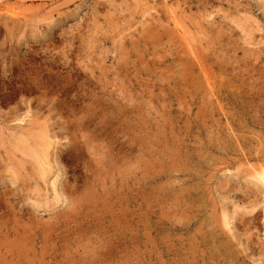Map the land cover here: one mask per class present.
I'll return each instance as SVG.
<instances>
[{
  "label": "rangeland",
  "instance_id": "374dc122",
  "mask_svg": "<svg viewBox=\"0 0 264 264\" xmlns=\"http://www.w3.org/2000/svg\"><path fill=\"white\" fill-rule=\"evenodd\" d=\"M150 1L0 0V264H264V0Z\"/></svg>",
  "mask_w": 264,
  "mask_h": 264
},
{
  "label": "bare ground",
  "instance_id": "6f19581e",
  "mask_svg": "<svg viewBox=\"0 0 264 264\" xmlns=\"http://www.w3.org/2000/svg\"><path fill=\"white\" fill-rule=\"evenodd\" d=\"M151 1H152V0H151ZM151 1H150V3L152 4ZM153 1H154V0H153ZM185 1H186V0H185ZM141 2H142V1H141ZM163 2H164V0H163ZM165 2H166V1H165ZM187 3H188V2H187ZM98 4H99V3H98ZM142 4H143V3H142ZM155 4H156V3H155ZM158 4H159V3H158ZM178 4H179V2H178ZM127 5H128V4H127ZM160 5H161V4H160ZM171 5H172V4H171ZM173 5H174V4H173ZM179 5H180V4H179ZM179 5H178V6H179ZM184 5H185V4H184ZM186 5H187V4H186ZM189 5H191V3H190ZM162 6H163V4H162ZM184 7H185V6H184ZM187 7H188V6H187ZM189 7H190V6H189ZM143 8H144V7H143ZM155 8H156V7H155ZM155 8H154V9H155ZM161 8H162V7H161ZM173 9H174V8H173ZM176 9H177V7H176ZM183 9H184V8H183ZM155 10H156V9H155ZM165 10H166V13H167V12H168L167 9H165ZM181 10H182V9H181ZM6 11H7V10H6ZM150 11H151V10H150ZM150 11H149V12H150ZM175 11H176V10H175ZM151 12H152V11H151ZM180 12H181V11H180ZM191 12H192V11H191ZM156 13H157V12H156ZM172 13H173V12H172ZM161 14H162V13H161ZM182 14H183V13H182ZM184 14H185V13H184ZM191 14H192V13H191ZM149 15H150V14H149ZM163 15H164V14H163ZM163 15H162V16H163ZM145 16H146V15H145ZM151 16H152V14H151ZM164 16H165V15H164ZM167 17H169V14H168ZM182 17H183V16H182ZM187 17H188V16H187ZM150 18H151V17H150ZM183 18H184V17H183ZM137 19H140V18H137ZM161 19H162V18H161ZM164 19H165V18H164ZM184 19H185V18H184ZM198 19H199V18H198ZM142 20H143V19H142ZM166 20H167V19H166ZM170 20H171V18H170ZM174 20L177 21L176 19H174ZM188 20H189V19H188ZM190 20H191V19H190ZM138 21H139V20H138ZM151 21H152V20H151ZM151 21H150V22H151ZM148 22H149V21H148ZM155 22H156V21H155ZM177 22H178V21H177ZM177 22H176V23H177ZM188 22H189V21H188ZM157 23H158V20H157ZM167 23H168V22H167ZM171 23H172V22H171ZM154 24H155V23H154ZM161 24H162V23H161ZM163 24H164V23H163ZM163 24H162V25H163ZM165 24H166V23H165ZM172 24H173V23H172ZM193 24H194V23H193ZM199 24H200V23H199ZM167 25H169V24H167ZM176 25H177V24H176ZM178 25H180V24L178 23ZM188 25H189V24H188ZM138 26H139V25H138ZM151 26H153V23H152ZM158 26H159V25H158ZM186 26H187V25H186ZM194 26H195V25H194ZM238 26H239V25H238ZM169 27H170V26H169ZM169 27H168V28H169ZM173 27H174V26H173ZM221 27H222V26H221ZM153 28H154V27H153ZM159 28H160V30H161V27H160V26H159ZM163 28H164V26H163ZM168 28H167V30H168ZM176 28H177V27H176ZM195 28H196V27H195ZM195 28H194V29H195ZM204 28H205V27H204ZM219 28H220V27H219ZM156 29H157V28H156ZM169 29H170V28H169ZM181 29H183V28H181ZM202 29H203V28H202ZM162 30H163V29H162ZM171 30H172V29H171ZM196 30H197V29H196ZM221 30H222V29H221ZM221 30H220V31H221ZM137 31H138V30H137ZM152 31H154V30L152 29ZM157 31H158V30H157ZM202 31H203V30H202ZM197 32H198V31H197ZM203 32H204V31H203ZM203 32H202V33H203ZM248 32H249V31H248ZM134 33H135V32H134ZM138 33H139V32H138ZM147 33H148V31H147L145 34H147ZM153 33H154V32H153ZM153 33H151V36H153ZM178 33H179L180 35H184L186 32H185V31H184V32L182 31L181 33H180V32H178ZM118 34H119V33H118ZM203 34H204V33H203ZM140 35H141V34H140ZM140 35L138 36V34H137L138 38L140 37ZM170 35H172V34L170 33ZM176 35H177V34H176ZM204 35H205V34H204ZM121 36H122V35H121ZM123 36H124V34H123ZM130 36H131V35H130ZM142 36H143V34H142ZM146 36H148V35H146ZM149 36H150V34H149ZM184 36H185V35H184ZM188 36H189V35H188ZM199 36H200V35H199ZM206 36H208V35H206ZM143 37H144V36H143ZM175 37L177 38V36H175ZM122 38H123V37H122ZM153 38H154V36H153ZM153 38H152V39H153ZM169 38H170V37H169ZM173 38H174V37H173ZM182 38H183V37H182ZM206 38H208V37H206ZM163 39H164V38H163ZM185 39H187V38H185ZM209 39H210V38H209ZM123 40H124V39H123ZM131 40H132V39H131ZM137 40H138V39H137ZM142 40H143V39H142ZM169 40H171V39H169ZM169 40H168V41H169ZM212 40H213V39H212ZM149 41H150V40H149ZM161 41H162V40H161ZM168 41H167L166 44H168ZM172 41H173V39H172ZM194 41H195V40H194ZM123 42H124V41H123ZM125 42H126V41H125ZM125 42H124V43H125ZM165 42H166V41H165ZM165 42H164V43H165ZM183 42H184V41H183ZM190 42H191V41H190ZM198 42H199V41H198ZM124 43H122V44H124ZM158 43H160V42H158ZM164 43H163V44H164ZM191 43H192V42H191ZM140 44H141V43H140ZM163 44H162V45H163ZM174 44H175V43H174ZM178 44H179V43H178ZM186 44H187V43H186ZM125 45H126V44H125ZM169 45H171V44L169 43ZM169 45H168V46H169ZM192 45H193V44H191V46H192ZM139 46H140V45H139ZM187 46H188V45H187ZM149 47H150V46H149ZM149 47H148V48H149ZM166 47H167V46H166ZM172 47H173V45H172ZM176 47H177V45H176ZM180 47H181V46H180ZM194 47H195V46H194ZM124 48H125V46H124ZM124 48H123V51H124ZM142 48H143V47H142ZM158 48H159V46H158ZM167 48H168V47H167ZM177 48H178V47H177ZM144 49H145V48H144ZM170 49H171V48H170ZM173 49H174V48H173ZM179 49H180V48H179ZM183 49H184V48H183ZM120 50H121V49H120ZM130 50H131V49H130ZM133 50H134V49H133ZM141 50H142V49H141ZM141 50H140V51H141ZM147 50H148V49H146V51H147ZM177 50H178V49H177ZM192 50H193V49H192ZM255 50H256V49H255ZM134 51H136V50H134ZM134 51H133V54L135 53ZM174 51H175V50H174ZM185 51H186V50H185ZM130 52H131V51H130ZM130 52H129V53H130ZM142 52H143V51H142ZM170 52H171V51H170ZM172 52H173V50H172ZM175 52H176V51H175ZM179 52H180V51H179ZM191 52H192V51H191ZM257 52H258V51H257ZM189 53H190V51H189ZM202 53H203V52H202ZM206 53H207V52H206ZM259 53H260V52H259ZM261 53H262V52H261ZM263 53H264V52H263ZM263 53H262V54H263ZM131 54H132V53H131ZM135 54H136V53H135ZM129 55H130V54H129ZM185 55H186V57H188V56H187L188 54H185ZM189 55H190V54H189ZM192 55L195 56L196 58H199V57H200V56L198 55V53H196L195 51L192 52ZM207 55H208V54H207ZM258 55H260V54H258ZM258 55H257V56H258ZM127 56H128V55H127ZM169 56H170V55H169ZM208 56H209V55H208ZM260 56H261V55H260ZM128 57H129V56H128ZM130 57H133V56H130ZM143 57H144V56H143ZM175 57H176V56H175ZM190 57H191V56H190ZM158 58H160V57H158ZM170 58H171V56H170ZM223 58H224V57H223ZM127 59H128V58H127ZM129 59H130V58H129ZM147 59H148V58H147ZM183 59H184V58H183ZM183 59H182V60H183ZM135 60H136V59H135ZM149 60H150V59H149ZM169 60H170V59H169ZM169 60H168V61H169ZM196 60H197V59H196ZM206 60H207V59H206ZM157 61H158V60H157ZM168 61H167V62H168ZM132 62H134V60H133ZM132 62H131V63H132ZM161 62H162V61H161ZM212 62H213V61H212ZM135 63H136V62H135ZM175 63H176V62H175ZM197 63H198V62H197ZM148 64H149V63H148ZM158 64H159V63H158ZM172 64H173V63H172ZM191 64H192V63H191ZM155 65H156V64H155ZM155 65H154V66H155ZM170 65H171V64H170ZM188 65H189V64H188ZM211 65H212V64H211ZM149 66H150V64H149ZM161 66H162V64H161ZM166 66H167V64H166ZM168 66H169V64H168ZM176 66H179V65H176ZM198 66H200V65H198ZM221 66H222V65H221ZM147 67H148V65H147ZM194 67H195V66H194ZM210 67H211V66H210ZM222 67H223V66H222ZM140 68H141V67H140ZM150 68H151V67H150ZM152 68H153V67H152ZM160 68H161V67H160ZM162 68H163V66H162ZM165 68H166V67H165ZM176 68H177V67H176ZM213 68H214V66H213ZM141 69H142V68H141ZM141 69H140V70H141ZM144 69H145V68H144ZM163 69H164V68H163ZM167 69H168V68H167ZM170 69H172V67H171ZM170 69H169V70H170ZM178 69H180V66L178 67ZM191 69H192V67H191ZM220 69H222V68H220ZM220 69H219V70H220ZM233 69H234V68H233ZM158 70H159V69H158ZM192 70H193V69H192ZM211 70H212V69H211ZM227 70H228V69H227ZM247 70H249V69H247ZM160 71H161V70H160ZM197 71H198V70H197ZM204 71H205V70H204ZM234 71H235V70H233V73H231V72H230V73H231V74H234V73H235ZM242 71H243V70H242ZM193 72H194V70H193ZM225 72H226V71H225ZM151 73H152V72H151ZM159 73H160V72H159ZM168 73H169V71H168ZM173 73H174V72H173ZM175 73H176V72H175ZM197 73H198V72H197ZM199 73H201V72H199ZM145 74H146V73H145ZM161 74H163V73H161ZM170 74H171V73H170ZM176 74H177V73H176ZM220 74H221V73H220ZM261 74H262V73H261ZM148 75H149V74H148ZM173 75H174V74H173ZM178 75H179V74H178ZM203 75H205V74H203ZM206 75H207V73H206ZM215 75H216V74H215ZM227 75H228V71H227ZM150 76H151V75H150ZM150 76H148V77H150ZM152 76H153V75H152ZM159 76H160V75H159ZM161 76H163V75H161ZM171 76H172V75H171ZM171 76H170V77H171ZM222 76H223V75H222ZM224 76H225V75H224ZM236 76H237V75H236ZM238 76H239V75H238ZM164 77H165V76H164ZM174 77H175V76H174ZM178 77H179V76H178ZM195 77L197 78L198 76H195ZM225 77H226V76H225ZM227 77H228V76H227ZM230 77H231V76H230ZM154 78H155V77H154ZM165 78H166V77H165ZM193 78H194V77H193ZM233 78H234V77H233ZM238 78H239V77H238ZM145 79H146V78H145ZM167 79H168V77L166 78V81H167ZM174 79H175V78H174ZM176 79H177V78H176ZM217 79H218V78H217ZM258 79H259V78H258ZM260 79H262V78H260ZM151 80H152V79H151ZM169 80H170V79H169ZM171 80H172V78H171ZM191 80H192V79H191ZM206 80H207V79H206ZM231 80H232V79H231ZM233 80H234V79H233ZM233 80H232V81H233ZM250 80H251V79H250ZM145 81H148V80H145ZM173 81H174V80H173ZM200 81H201V80H200ZM208 81H209V77H208ZM214 81H215V80H214ZM130 82H131V81H130ZM171 82H172V81H171ZM217 82H219V80H218ZM224 82H225V81H224ZM224 82H222V83H224ZM227 82H228V81H227ZM254 82H257V81H254ZM254 82H253V84H254ZM154 83H155V82H154ZM161 83H162V82H161ZM161 83H160V84H161ZM190 83H191V82H190ZM194 83H195V82H194ZM215 83H216V81L214 82V84H215ZM229 83H230V82H228V84H229ZM238 83H239V82H238ZM257 83H258V82H257ZM132 84H133V83H132ZM172 84H173V83H172ZM210 84H211V82H210ZM224 84H225V83H224ZM226 84H227V83H226ZM240 84H241V83H240ZM242 84H244V83L242 82ZM253 84H252V85H253ZM164 85H165V82H164ZM167 85H168V84H167ZM174 85H175V84H174ZM176 85H177V84H176ZM176 85H175V86H176ZM201 85H202V84H201ZM217 85H218V83H217ZM232 85H233V84H232ZM149 86H150V85H149ZM222 86H223V85H222ZM230 86H231V85H230ZM230 86L228 85V87H230ZM234 86H235V85H234ZM254 86H255V85H254ZM152 87H153V86H152ZM159 87H160V86H159ZM164 87H165V86H164ZM169 87H170V85H169ZM178 87H179V86H178ZM199 87H200V86H199ZM210 87H211V86H210ZM228 87H227V88H228ZM241 87H242V86H241ZM149 88H150V87H149ZM176 88H177V87H176ZM181 88H182V87H181ZM181 88H180V90H181ZM187 88H188V87H187ZM212 88H213V87H212ZM215 88H216V87H215ZM215 88H213V89H215ZM220 88H221V87H220ZM220 88H218V89H220ZM236 88H237V87H236ZM162 89H163V88H162ZM164 89L168 90L167 88H164ZM188 89H189V88H188ZM193 89H194V88H193ZM210 89H211V88H210ZM223 89H224V88H223ZM229 89H230V88H229ZM234 89H235V88H234ZM147 90H148V89H147ZM159 90H161V89H159ZM166 90H165V91H166ZM172 90H173V89H172ZM177 90H178V89H177ZM226 90H227V89H226ZM231 90H232V89H231ZM236 90H237V89H236ZM149 91H150V90H149ZM169 91H170V90H169ZM174 91H176V89H175ZM188 91H189V90H188ZM194 91H195V89H194ZM213 91H214V90H213ZM229 91H230V90H229ZM154 92H155V91H154ZM163 92H164V91H163ZM190 92H191V91H190ZM209 92H210V90H209ZM219 92H220V90H219ZM239 92H240V91H239ZM133 93H134V92H133ZM151 93H152V92H151ZM177 93H178V92H177ZM177 93H176V94H177ZM179 93H180V91H179ZM191 93H192V92H191ZM191 93H189V96L195 94L194 92H193L194 94H191ZM215 93H216V92H215ZM160 94H161V93H160ZM163 94H165V93H163ZM203 94H204V93H203ZM203 94H202V96H203ZM205 94H206V93H205ZM212 94H213V93H212ZM216 94H217V93H216ZM149 95H150V94H149ZM170 95H171V94H170ZM172 95H173V94H172ZM206 95H207V94H206ZM210 95H211V94H210ZM223 95H224V94H223ZM159 96H160V95H159ZM162 96H165V95H162ZM174 96H175V95H174ZM197 96H198V94H197ZM148 97H149V96H148ZM167 97H168V95H167ZM169 97H170V96H169ZM135 98H136V97H135ZM146 98H147V97H146ZM171 98H172V97H171ZM187 98H188V97H187ZM187 98H185V99H187ZM195 98H196V97H195ZM195 98H194V99H195ZM136 99H137V98H136ZM138 99H139V98H138ZM166 99H167V98H166ZM203 99L205 100V98H203ZM212 99H213V98H212ZM219 99H220V98H219ZM169 100H170V99H169ZM169 100H168V101H169ZM183 100H184V99H183ZM183 100H181V102H182ZM189 100H190V99H189ZM214 100H215V99H214ZM214 100H213V101H214ZM221 100H222V99H221ZM208 101H209V100H208ZM135 102H136V101H135ZM216 102H217V101H216ZM223 102H224V101H223ZM146 103H147V102H146ZM150 103H151V102H150ZM161 103H162V102H161ZM189 103H190V102H189ZM219 103H220V102H219ZM164 104H165V103H164ZM190 104H191V103H190ZM201 104H202V103H201ZM206 104H207V103H206ZM208 104H209V103H208ZM211 104H212V103H211ZM217 104H218V103H217ZM221 104H222V103H221ZM181 105H182V104H181ZM186 105H187V104H186ZM209 105H210V104H209ZM152 106H153V105H152ZM161 106H162V105H161ZM201 107H202V106H201ZM206 107H207V106H206ZM208 107H209V106H208ZM208 107H207V108H208ZM222 107H223V106H222ZM186 108H187V107H186ZM211 109H212V108H211ZM221 109H223V108H221ZM189 110H190V109H189ZM206 111H207V110H206ZM26 129H27V128H26ZM12 131H13V130H12ZM26 131H27V130H26ZM14 133H15V132H14ZM14 133H13V134H14ZM15 135H16V134H15ZM27 135H28V134H27ZM35 136H36V135H35ZM21 139H23V138H21ZM34 139H35V138H34ZM47 139H48V138H47ZM37 140H38V139H37ZM32 141H33V140H32ZM32 141H31V142H32ZM35 141H36V139H35ZM36 142H37V141H36ZM41 142H42V141H41ZM44 142H45V140H44ZM28 143H29V142H28ZM35 144H36V143H35ZM35 144H34V145H35ZM49 144H50V143H49ZM50 145H51V144H50ZM25 146H26V145H25ZM27 146H29V145H27ZM27 146H26V147H27ZM29 147H30V146H29ZM32 147H33V146H32ZM36 147H38V146H36ZM47 147H48V144H44V145L39 146L38 149H37V148H36V149L33 148V150H32V151L35 150V154H36V155L38 156V158L40 159V161H41V163H42L41 165H43V167L41 168V169L43 170L42 173L45 172V169L47 168V167H46V164L48 163L47 154H49V153H48V151H47V149H48ZM31 149H32V148H31ZM17 150H18V149H17ZM18 151H19V150H18ZM26 154H27V153H26ZM29 154H30V153H29ZM32 155H33V153H32L30 156H32ZM34 156H35V155H34ZM8 157H9V156H8ZM25 157H26V156H25ZM48 157H49V156H48ZM35 158H36V156H35ZM5 159H7V158L5 157ZM246 159H247V158H246ZM11 161H12V160H11ZM11 161H10V162H11ZM33 162H36V163H37V161H35V159H34ZM4 163H5V162H4ZM6 163H7V162H6ZM12 163H13V162H12ZM8 164H9V163H7V166H8ZM15 164H16V163H15ZM37 164H38V163H37ZM5 165H6V164H5ZM5 165H3L2 167H4ZM11 165H12V164H11ZM16 165H17V164H16ZM35 165H36V164H35ZM7 166H6V167H7ZM39 166H40V165H39ZM8 167H10V166H8ZM13 167H14V166H13ZM15 167H16V166H15ZM1 170H3V168H2ZM12 170H14V169H12ZM49 170H50V169H49ZM5 171H6V170H5ZM12 172H13V171H12ZM255 172H256V170H255ZM31 173H32V172H31ZM34 173H35V172H34ZM2 174H3V173H2ZM254 174H255V173H254ZM14 175H15V173H14ZM16 175H17V173H16ZM19 175H20V174H19ZM20 176H21V175H20ZM38 176H40L39 173H38ZM43 176H44V174H43ZM255 177H256V178H257V179H258V180L264 185V169H261L260 172H257L256 175H255ZM35 180H36V179H35ZM29 183H30V182H29ZM54 184H55V182H54ZM38 188H39V187H38ZM40 190H41V189H40ZM33 232H35V231H33ZM41 233H42V232H41ZM20 242H21V239H20ZM21 243H22V242H21ZM27 243H28V242H27ZM28 244H29V243H28ZM19 246H20V245H19ZM22 246H23V245H22ZM13 250H14V249H13ZM21 250H22V249H21ZM45 252H46V251H45ZM7 258H8V257H7ZM12 258H13V257H12ZM4 261H5V260H4ZM3 263H4V262H3ZM25 263H26V262H25ZM19 264H20V263H19ZM26 264H27V263H26Z\"/></svg>",
  "mask_w": 264,
  "mask_h": 264
}]
</instances>
